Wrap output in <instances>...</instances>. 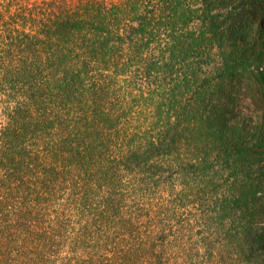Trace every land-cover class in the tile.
I'll list each match as a JSON object with an SVG mask.
<instances>
[{"label":"trees","instance_id":"16d2710c","mask_svg":"<svg viewBox=\"0 0 264 264\" xmlns=\"http://www.w3.org/2000/svg\"><path fill=\"white\" fill-rule=\"evenodd\" d=\"M262 18L264 0H1L0 264H264L256 186L199 224L180 214L193 200H153L253 154L209 110L245 74L264 105ZM198 120L202 168L183 154Z\"/></svg>","mask_w":264,"mask_h":264},{"label":"rangeland","instance_id":"374dc122","mask_svg":"<svg viewBox=\"0 0 264 264\" xmlns=\"http://www.w3.org/2000/svg\"><path fill=\"white\" fill-rule=\"evenodd\" d=\"M259 21L264 27V18ZM251 41L252 38L245 39L247 43ZM221 42L224 45H229L233 42V38H222ZM253 69L254 66L252 65L250 70L253 71ZM218 92L219 90L214 88L208 90L205 96L213 98ZM232 92V98L223 104L226 105V108L221 105V110L217 106V108L213 107L209 110L210 115L217 109L220 112L219 114L225 113V120H221V115L217 117L216 114L224 136L228 139L246 142L247 145L251 146L253 154L244 162L239 161L228 165L216 164L209 170L202 169L199 174L189 170L178 172L172 176V180L153 199L193 200L191 203H195V205L188 203L187 206L181 209L180 214L186 215L185 218L195 219V221L198 218L196 224L200 223L207 204L216 203V199L222 195L230 194L233 196L242 190L240 184L256 186L257 197L255 200L259 204H264V145L263 148L256 145L258 141H262L264 144V105L259 106L256 103L254 85L249 74H245L238 79ZM202 98H204V95H201L200 100L195 104V109H199L202 105L200 103ZM0 121L2 122L1 118ZM211 122V120L207 122L198 120L197 125L200 126V129L197 133H200V139L197 142L190 143V147L185 149L186 152H183V154H188L189 161L193 159L191 163L196 165L197 168H202L205 164L204 161L209 163L212 158L211 151L214 149L209 140L213 138H210L206 132L207 129L210 130L208 124H211ZM204 156L206 157L204 158ZM184 164H187V159L183 161ZM247 170L248 173L246 174ZM234 172H237V175H234ZM232 218L237 221L236 217L233 216ZM232 218L225 222L226 228L234 224ZM260 221L262 228H264V218ZM69 248L66 249V246H63L62 249H65L63 254H69Z\"/></svg>","mask_w":264,"mask_h":264}]
</instances>
